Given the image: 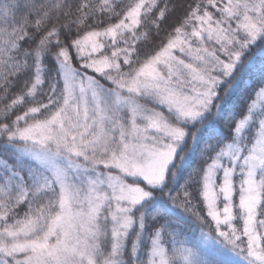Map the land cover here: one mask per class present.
I'll list each match as a JSON object with an SVG mask.
<instances>
[{
    "label": "snow or ice",
    "instance_id": "snow-or-ice-1",
    "mask_svg": "<svg viewBox=\"0 0 264 264\" xmlns=\"http://www.w3.org/2000/svg\"><path fill=\"white\" fill-rule=\"evenodd\" d=\"M0 264H264V0H0Z\"/></svg>",
    "mask_w": 264,
    "mask_h": 264
},
{
    "label": "trees",
    "instance_id": "trees-1",
    "mask_svg": "<svg viewBox=\"0 0 264 264\" xmlns=\"http://www.w3.org/2000/svg\"><path fill=\"white\" fill-rule=\"evenodd\" d=\"M205 231H207V229H205ZM199 234H200V230L196 227H193L192 232H191V236L193 238L199 239Z\"/></svg>",
    "mask_w": 264,
    "mask_h": 264
},
{
    "label": "rangeland",
    "instance_id": "rangeland-1",
    "mask_svg": "<svg viewBox=\"0 0 264 264\" xmlns=\"http://www.w3.org/2000/svg\"><path fill=\"white\" fill-rule=\"evenodd\" d=\"M199 238H201V237H200V234H199ZM209 243H211V241H209Z\"/></svg>",
    "mask_w": 264,
    "mask_h": 264
}]
</instances>
